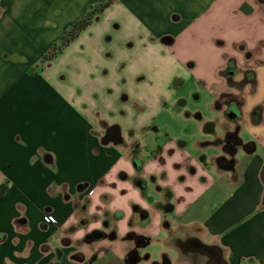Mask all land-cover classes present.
I'll return each instance as SVG.
<instances>
[{"label":"crops","instance_id":"1","mask_svg":"<svg viewBox=\"0 0 264 264\" xmlns=\"http://www.w3.org/2000/svg\"><path fill=\"white\" fill-rule=\"evenodd\" d=\"M14 2L20 8L33 1ZM0 3V39L21 41V34L3 30L17 31L27 18L19 10L7 17L10 2ZM113 9L119 14L105 18ZM80 14L69 9L66 23ZM37 18L52 23V17ZM64 28L43 49L26 51L29 61L26 56L19 68L0 55V185L7 187L0 196V264H99L108 253L123 264H206L195 242L213 248L223 264H264V3L116 0L34 73ZM163 45L184 56L175 68L202 67L222 88L238 74L242 81L245 71L255 79L242 83L239 116L217 108L221 133L211 136L215 124L200 120L195 134L153 142L147 162L139 154L147 124L122 107L132 97L127 82L145 80L142 71L129 74L131 52L159 55ZM229 61L234 70L224 74ZM51 63L57 75H48ZM178 78L168 79L169 90ZM87 90L89 100L82 98ZM256 106L262 107L258 123L251 119ZM114 124L123 141L103 143ZM94 231L100 237L89 238ZM153 240L165 247L160 260L140 252Z\"/></svg>","mask_w":264,"mask_h":264},{"label":"rangeland","instance_id":"2","mask_svg":"<svg viewBox=\"0 0 264 264\" xmlns=\"http://www.w3.org/2000/svg\"><path fill=\"white\" fill-rule=\"evenodd\" d=\"M5 1L7 4L10 2V7L6 14L8 15L7 17L17 15L14 14V11L19 10L20 16L18 17H26L28 20L25 24L23 21H20L17 31L7 29L3 30V33L9 32L10 34H21L22 43L17 36L13 35H5L3 36V39H0V55L2 60L6 62L9 61L13 65H26L25 62L29 61V54L43 49L44 46L47 45V43L54 38L60 30H62L63 27H65L63 30L64 32L69 25L81 17L91 7L89 6V3L91 4L92 2V0H32L33 2L30 7L21 6L20 8H16L14 5L15 0ZM69 9L73 12H81L80 16L71 24L66 23ZM59 11H62V13L58 15ZM118 14V10L113 9L109 13H106L105 18ZM46 16L52 17L51 24L46 22L43 23L37 18ZM105 24L104 20V24H102L100 28H103ZM124 30L125 32L126 30L128 31L126 28H124L123 31ZM23 34H30V36H28L24 41ZM60 36H58L54 42L58 41ZM102 44L105 46L104 48H106V44L104 45V42H102ZM98 46L99 43L97 44V47ZM163 46L162 50L159 51V55L155 53L147 57L146 55H142V52H139L138 50V53L136 50L131 52V72H129V74L133 71L137 73L142 71V74L145 76V80H142V83H140L141 81H135L133 84H131L130 81L127 82V86L125 88H127V91L131 93L132 97L128 99V101L125 102V106L122 107L127 114L131 113L132 110L133 112H137V114L142 118L143 123L147 124L142 132L140 131L139 135L140 137L142 135L145 136L142 141L143 146L141 145L139 148V154L147 160V162L154 154L153 142H164L169 137H175L180 133L195 134L200 126V120H205V122L215 124V132H213L211 136L221 133L223 131L222 124L224 122V118L222 112L217 109L218 107L215 103L216 94L221 90L226 92L220 100L222 107L227 111L230 107L229 100H234L233 103L235 102L238 105L243 100L244 95L243 84L242 81H240V74L231 79H226L224 81L226 84L224 88H222L211 82L214 79L215 73L205 71L202 67H197L194 71H190L189 67L185 64L175 68V60L181 59L184 56H178L177 54H174L169 47L166 45ZM26 51H28L29 54ZM22 52L23 54H21ZM26 56L28 60L25 61ZM14 61L18 62L15 63ZM104 61L106 64H109L108 59H104ZM9 62H7V64L12 66ZM58 65L60 67L61 62ZM15 66L18 67L17 65ZM50 66L52 73L48 75L56 74L59 69V67H56L57 64L51 63ZM173 68H175L174 71ZM19 72L21 73V70ZM67 74L69 79H72L73 77V82L78 80L77 77L75 78L72 76V69L71 73ZM174 74L182 78H178L177 81H181L177 82L175 88H171V90H169L166 86L167 81L168 79L171 80ZM38 78L47 79L45 75ZM199 78L202 79V82ZM85 82H87V80H85ZM88 92L89 90L82 93V98L89 100L90 97ZM158 95L164 97L161 105L160 102L158 104L156 101ZM112 112L114 115L117 113L114 105H112ZM116 120L117 119H115V121ZM164 250L165 247L162 243L153 240L147 246L142 247L140 252L142 255L150 254L160 260ZM198 255H200L201 258L205 257L209 260L207 255ZM137 264L152 263L141 261Z\"/></svg>","mask_w":264,"mask_h":264},{"label":"trees","instance_id":"3","mask_svg":"<svg viewBox=\"0 0 264 264\" xmlns=\"http://www.w3.org/2000/svg\"><path fill=\"white\" fill-rule=\"evenodd\" d=\"M264 3V0H260ZM116 0H98L95 2L81 17H79L77 20H75L71 25H69L63 34L60 36L59 40L56 42H53L48 50L41 56L39 61L36 63V65L33 68V72L37 73L38 71L42 70L44 67L48 66L50 62L58 56L60 53H62L65 48H67L87 27H89L91 24H93L95 21L99 19L101 14L104 12L105 9H107L110 5H112ZM244 11L246 8H243ZM230 70L233 69V62L229 61L228 67L223 71L224 74H228ZM254 73L253 71H245L244 78L242 80V83L254 82ZM181 81V80H180ZM173 87H176L177 81L176 79L172 82ZM224 95V94H223ZM221 95L219 99L216 101V106L220 108L221 100L220 98L223 96ZM234 100H229V106L235 107V110L238 113V116L240 115V107L242 105L243 100L237 105ZM228 106V107H229ZM230 108V107H229ZM262 115V107L256 106L252 112H251V119L253 122L258 123L261 120ZM249 147V145H246ZM6 185L1 184L0 185V196L3 195V193L6 190ZM89 238H92V234L88 236ZM113 261V262H112ZM99 264H123L120 259L113 256L112 254L108 253L107 256L101 258L98 262Z\"/></svg>","mask_w":264,"mask_h":264},{"label":"water","instance_id":"4","mask_svg":"<svg viewBox=\"0 0 264 264\" xmlns=\"http://www.w3.org/2000/svg\"><path fill=\"white\" fill-rule=\"evenodd\" d=\"M231 117H236L238 115L235 109H232L229 112ZM123 141L120 127L116 124L111 125L107 128L105 135L103 136L102 142L103 143H113L115 145L120 144ZM261 179L264 182V165L261 170ZM263 204H264V196H263ZM96 237H100V234L96 235ZM138 259H134L133 261L136 262Z\"/></svg>","mask_w":264,"mask_h":264},{"label":"flooded vegetation","instance_id":"5","mask_svg":"<svg viewBox=\"0 0 264 264\" xmlns=\"http://www.w3.org/2000/svg\"><path fill=\"white\" fill-rule=\"evenodd\" d=\"M236 104V103H235ZM235 109V107L230 106L229 110L227 111V113L229 114V112ZM232 162V161H230ZM99 231H94L92 233V237H95V235H98ZM193 247L194 249L197 251V256H200L198 254H203V255H207L209 257V260H206V264H223L224 261L221 259L220 254H218L215 250H213V248L210 247H204L203 245H199L198 243H193ZM136 251V250H135ZM133 251L131 255H129V259L130 258H134L136 257V252ZM216 253V254H215ZM131 256V257H130ZM134 256V257H133ZM128 259V260H129Z\"/></svg>","mask_w":264,"mask_h":264},{"label":"clouds","instance_id":"6","mask_svg":"<svg viewBox=\"0 0 264 264\" xmlns=\"http://www.w3.org/2000/svg\"><path fill=\"white\" fill-rule=\"evenodd\" d=\"M9 186H11V185H9ZM92 227H97V225H93Z\"/></svg>","mask_w":264,"mask_h":264}]
</instances>
